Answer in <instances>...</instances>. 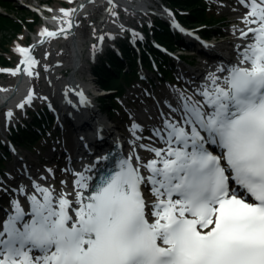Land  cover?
I'll use <instances>...</instances> for the list:
<instances>
[{
	"label": "snow or ice",
	"instance_id": "1",
	"mask_svg": "<svg viewBox=\"0 0 264 264\" xmlns=\"http://www.w3.org/2000/svg\"><path fill=\"white\" fill-rule=\"evenodd\" d=\"M239 2L247 9L239 31L248 42L242 51L237 46L238 63L218 69L225 76L208 75L197 93L203 100L181 95L183 123L155 130L166 147L146 149L154 154L142 165L146 174L122 159L87 198L91 177L84 173H75L73 193L33 182L30 194L22 185L29 211L13 200L0 221V264H264V0ZM76 11L62 10L67 29ZM65 31L40 35L54 39ZM16 51L24 67L9 74L38 75L32 49Z\"/></svg>",
	"mask_w": 264,
	"mask_h": 264
},
{
	"label": "bare ground",
	"instance_id": "2",
	"mask_svg": "<svg viewBox=\"0 0 264 264\" xmlns=\"http://www.w3.org/2000/svg\"><path fill=\"white\" fill-rule=\"evenodd\" d=\"M102 0H81L80 2H77L76 5L72 9H77L75 13H73L71 19L74 23V26L71 29H67L66 24H62L61 22L65 19L63 17V12L56 14L52 17L47 16V18L44 19V25L43 29L47 28L49 31H52V29H49L47 25H52L54 28L56 26L60 27L63 26L65 27L66 31L63 33L67 35V42L64 43L65 48L61 50L60 48L57 49L56 45L57 42L52 38H45L40 35V32L43 30H40L39 32V39H37L38 45L35 46L34 48L41 47L43 45H47V55L45 58V62H43V66L46 70L50 71L52 76L56 79L59 80V76L57 75L58 69L62 68L63 70H66L68 67H73L74 69H80L82 67V58H83V34H82V23L83 20L87 17V21H89L90 25L95 24V17H97L98 12L102 9V6L98 7L95 6V2H100ZM108 1V0H107ZM147 2V0H112V3L107 2L106 3V10H105V15L102 17V21L98 22L93 27L94 35L93 38L97 34H100L101 36H115L118 32H120V29H123L125 26L126 22L133 18L138 16V10L144 6V4ZM70 9L69 11H71ZM242 9V10H241ZM111 10V11H110ZM124 11L126 14V18H123L124 15L120 13V11ZM42 13L45 14V11L42 10ZM247 12V9L241 4L240 10L234 12V13H242L238 18H236V22H240L239 25H235L232 27L231 30V39H225L222 41H216L211 43V49L213 51H216V46L217 47H229L231 45H234L235 43H242L245 44L248 42L244 39L241 38V33L240 29H245V25L242 22L243 17L245 16ZM87 13V14H84ZM53 17H56L58 19H53ZM80 22V23H79ZM255 27V25H253ZM55 31V29H54ZM56 32V31H55ZM69 40V42H68ZM66 44V45H65ZM209 45V46H210ZM216 45V46H215ZM35 52H32V54ZM54 54L55 60L54 64L49 63V59L51 58L52 53ZM21 68H23V65H20ZM76 71V70H74ZM28 75L26 73L21 72L17 76V81L11 85V87H8V89H4V91H0V108H6L13 112L16 108H19L18 105L21 103H24L28 97V95L31 92V88H35L34 83H29L27 80ZM208 84V83H207ZM66 85L65 89H69L68 91H72L75 87H79V94L82 92L84 97L86 98L87 102L89 99L85 95V90L84 87L81 86V83L75 80L73 77L65 80L64 86ZM206 84H203V86ZM202 86V87H203ZM53 92L55 93V97L61 96L62 94V88L61 87H56L53 88ZM52 92V93H53ZM64 97V98H63ZM62 101H65L66 103L70 104V100H73L72 98H69L65 95H62L61 97ZM74 101L77 102L78 106H82L85 103L81 100V97H77ZM162 103L163 106H166L170 110L174 109L175 107L178 108V104L181 103V98L177 96V92H175L174 88H171L167 90L166 95L162 98V100L159 102ZM165 109V108H164ZM144 108L138 112L137 118H139L141 123V119L146 122L150 121V119L153 117L156 119H160L162 117V114H155V112L152 109H147L146 112H143ZM183 110V109H182ZM175 111H171V114L173 115ZM73 117L76 118V120L81 121L83 118V113L80 111L76 110L73 112ZM136 137H140V133H137ZM144 139L143 141L141 140H135L133 137L132 139V144H133V150L132 153L134 154L132 156H129V158L132 159L134 164L140 165L141 172L144 173V168L142 165L144 164L142 159L143 157H146L144 153H142V143L144 145H147L146 140L150 139L148 136H142ZM139 156L140 160H136L135 158ZM88 163H91V160H89ZM32 171V169H30ZM30 171V172H31ZM20 179L18 178L15 183H17V187L19 184ZM62 181H58L55 178H51L50 180L47 181H41L42 186L44 187H53L57 192H66V193H73L74 192V183L72 184V181H64L66 183L62 184ZM31 184H33L31 182ZM19 194V192H18ZM21 195L20 197H22ZM23 198V197H22ZM26 199V197H25ZM69 199H74V196H69ZM151 201V200H149ZM24 203V202H23Z\"/></svg>",
	"mask_w": 264,
	"mask_h": 264
},
{
	"label": "rangeland",
	"instance_id": "3",
	"mask_svg": "<svg viewBox=\"0 0 264 264\" xmlns=\"http://www.w3.org/2000/svg\"><path fill=\"white\" fill-rule=\"evenodd\" d=\"M2 1H4L5 3H8L9 6L6 7V5L4 3H2ZM77 1L78 0H72V2H69V0H0V14L1 15L5 16V17H9L10 19L14 20L15 22L21 21L22 23L23 22L25 23V24L18 23L20 26H22L19 30L12 28V27L11 28L9 27L7 31H5L3 34H0V43H3L4 45H2V48L6 49V50H3V53H2L3 55H1L3 58L0 59V87H4L3 89H7L8 87H11V85H13L17 81L18 75L12 76L8 73V70H10L11 68H12V70H14L20 65L19 63L21 61V57H20L19 53L16 51L17 47H23V48L31 49L33 39H35L36 35L39 36L40 30L43 29L42 25H40V22L35 26L34 29H31L30 26L28 25V21H34L35 19H37V21H39L38 17H40L37 13H33L29 9V7H34L35 9H38L37 6H42L46 2H52V3H54L55 8H61L62 6H65V9L69 10L71 7H73L77 3ZM209 2L213 5V10L216 13V15L226 17V21L224 23V24H226V28L222 31L223 37L218 38V40H216V41L231 39L230 37L232 34L230 32L232 30V27L240 24V22H236L235 20H236V18H238L240 16V14L242 15V13H240V14L239 13L238 14L233 13L232 14L231 11H230L231 13L229 11H224L225 9L221 5V2H219V0H209ZM232 7L234 10L237 9V7L234 4H232ZM103 14H104V9L100 10V12H98L97 17H95V24H93V25H90L89 21H87L86 19L83 20V23H82L83 27H82L81 31H82V34L84 37V39H83L84 45L82 47V51L84 52V55L88 54V51H90L89 48L91 49V43H92L91 37L94 35V34H92L93 33V27L96 24H98L99 21H101ZM2 35L7 37V39H5V42H1L3 40ZM64 41L65 40H63V42ZM60 42H62V41H60ZM60 42H58V45H56V47H57V49L60 48L61 50H63L65 48V46H64V44H61ZM34 49H35V52L33 53V57L37 61H39L38 65L34 68V73H38V75H34L35 89H36L37 93H39L40 95H45L46 97H52V96H50V93L52 92V87L56 84L60 85V83H57V80L52 76L50 71L43 68V62H45V58H46V55L48 53L47 47H46V45H43L42 47H38V48H34ZM54 54L55 53L53 52L51 55V58L49 59V63H51V64L55 63L54 62V60H55ZM5 62H8L10 64V66H8L9 64L5 65L4 64ZM7 67H10V68H7ZM61 70H62V68L58 69V71H57L58 76H60ZM111 83H118L119 84L120 79H118L116 81H112ZM142 85H145V87L148 88V85L146 82L142 83ZM162 85H166V84L164 83ZM114 88H116V87L110 88L113 92L110 94H106L105 98L109 97L108 100H113L117 96L116 93L114 92V90H115ZM129 92L133 94L135 92V90L131 89ZM129 95L130 94L127 93L124 99H120V102L123 104H126ZM128 100H129V102H131L130 98ZM137 102L139 104H141L140 101H137ZM123 108L124 107L121 106L120 111H119V114L122 117H123V115H125L123 112ZM130 108L133 109L131 106H130ZM129 112H130V110H129ZM5 114H6V110L0 109V120H1L2 125L6 119ZM126 116L129 117L128 114H126ZM117 117H118V114H117ZM122 126L126 127V124L123 122ZM7 130L8 129L6 128V131ZM47 142H49V141H47ZM39 145H42V144H39ZM34 154H35V152H34ZM38 156H40V155H38ZM39 158L40 157H38V159ZM40 160H38L39 163H41ZM49 164H51V163H49ZM47 165H48V163H47ZM50 166H52V165H50ZM54 166H56V164H54ZM3 169L5 171H8L7 166H2V170ZM38 169H39V171H41V172L44 171L43 173H46L44 168L41 167L39 164H38ZM51 169H54V167H51ZM2 170H1V172L4 171V170L3 171ZM64 177H65V175L62 173L61 179H63Z\"/></svg>",
	"mask_w": 264,
	"mask_h": 264
},
{
	"label": "trees",
	"instance_id": "4",
	"mask_svg": "<svg viewBox=\"0 0 264 264\" xmlns=\"http://www.w3.org/2000/svg\"><path fill=\"white\" fill-rule=\"evenodd\" d=\"M2 3H4L7 6H9L8 3H5L4 1H2ZM171 5L173 7H175L176 5L178 7H180L181 9H185L186 11H188V15H184V16H180L181 19L183 21H185V23H189V24H195V25H200L208 27V26H212L211 29H205L204 32L207 35H213L214 32H218L221 31L222 27H223V22H221V19H215V16L213 13H211L208 9V5L201 1V0H173L171 1ZM18 23L23 24L21 21H17L15 22L14 20L10 19L9 17H5L3 15L0 14V34H3L5 31L8 30V28L12 27L15 28L17 30H19L22 26H20ZM29 26L31 28H33L34 24H29ZM162 29H167V26L164 25L161 22H157L155 24V37L156 39H159V41L161 42H165L166 38L168 37L167 34L165 32H163ZM2 41L1 42H5V39H7V37H5L4 35H2ZM166 44L172 48L173 46L171 44H168L166 42ZM2 45H4L3 43H0V59H2L3 57L1 55H3V50H6L5 48H2ZM151 54L155 56V58L157 59L160 68L162 70L163 73H165V75H167V70L166 68H163V66H166V64L163 62L164 60H167V57L162 55L161 53H159L157 50L155 49H150ZM126 56L128 57L129 54H126ZM5 65H8V62L4 63ZM120 64V62H119ZM144 65L146 68H151V64L148 61V56L144 55ZM105 72L107 74V77L110 79L111 81H116L118 79H122L123 83H126L127 85H129L136 77H137V66L135 64H131L130 65V71L125 73L123 76H115L114 74H112L110 71H108L106 68ZM100 72H102L101 70H99ZM121 74V73H120ZM101 84H105V82L103 80L100 81ZM109 87V86H107ZM116 89L119 90V94H123L125 92V88L122 85V83H120L119 86L116 87ZM115 103V102H114ZM108 102L105 101L104 103V107L108 106ZM1 163V161H0Z\"/></svg>",
	"mask_w": 264,
	"mask_h": 264
}]
</instances>
